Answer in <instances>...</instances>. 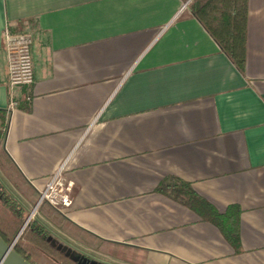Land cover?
<instances>
[{
	"label": "crops",
	"instance_id": "0c3cea01",
	"mask_svg": "<svg viewBox=\"0 0 264 264\" xmlns=\"http://www.w3.org/2000/svg\"><path fill=\"white\" fill-rule=\"evenodd\" d=\"M193 1L0 0L4 147L39 192L64 168L75 185L64 215L116 245L115 256L91 250L100 258L264 264V0H248L242 70ZM6 30L32 36L35 73L10 113ZM171 175L220 213L239 207L238 246L157 191ZM4 180L25 199L0 170L29 212Z\"/></svg>",
	"mask_w": 264,
	"mask_h": 264
},
{
	"label": "trees",
	"instance_id": "16d2710c",
	"mask_svg": "<svg viewBox=\"0 0 264 264\" xmlns=\"http://www.w3.org/2000/svg\"><path fill=\"white\" fill-rule=\"evenodd\" d=\"M190 8L221 49L242 70L247 56L248 0H194ZM8 120L7 111L0 109V170L25 199L36 206L40 192L26 179L4 147ZM157 191L184 204L203 220L214 223L231 243L238 246L237 205H231L225 213H220L209 200L197 193L191 183L174 175L161 181ZM38 214L76 242L106 255L117 254L115 243L103 240L74 224L47 202L38 206ZM28 216L29 212L0 186V237L12 244ZM14 248L35 264L48 258L54 259L57 264H82L54 245L49 230L36 218L29 221Z\"/></svg>",
	"mask_w": 264,
	"mask_h": 264
},
{
	"label": "built area",
	"instance_id": "2783aa9c",
	"mask_svg": "<svg viewBox=\"0 0 264 264\" xmlns=\"http://www.w3.org/2000/svg\"><path fill=\"white\" fill-rule=\"evenodd\" d=\"M4 35L8 56L9 86L11 88L8 108L10 113L20 104L15 95V88L20 86L30 87L35 81L32 57L33 38L28 33L12 34L9 30H6ZM26 100L31 101L32 96L30 94L27 95ZM74 186V182L66 179L64 168L61 167L40 191V200L37 206L43 202H47L65 214L73 205L74 199L72 193Z\"/></svg>",
	"mask_w": 264,
	"mask_h": 264
},
{
	"label": "rangeland",
	"instance_id": "374dc122",
	"mask_svg": "<svg viewBox=\"0 0 264 264\" xmlns=\"http://www.w3.org/2000/svg\"><path fill=\"white\" fill-rule=\"evenodd\" d=\"M3 183L5 187L14 196H17V198H19L22 201V203L28 207V209L30 210L29 212L31 213L35 206H32L24 198H22V196L6 180H4ZM33 218L39 219L40 221L44 223V225H47V228L50 230V233L52 234V237H53L52 239L53 244L56 245L62 252L66 254H74L75 256L77 255L80 257L81 261H85L86 259L87 264H90L92 261L100 262L101 264H119L118 262L110 258H106V257L104 258L102 256L100 258L98 254H95L94 252L91 251L93 249L88 248L76 242L75 240L71 239L70 237L62 233L54 225H52L48 220H45L40 214H38V210L35 211V214L32 217V219ZM40 264H57V262L52 258H48L47 260L41 262Z\"/></svg>",
	"mask_w": 264,
	"mask_h": 264
},
{
	"label": "water",
	"instance_id": "95a60500",
	"mask_svg": "<svg viewBox=\"0 0 264 264\" xmlns=\"http://www.w3.org/2000/svg\"><path fill=\"white\" fill-rule=\"evenodd\" d=\"M38 206L36 205L33 211L26 218L23 228L20 231V234L23 232L29 221L32 219L33 212L37 211ZM20 234L16 237L15 241L12 244H8L0 237V264H35L29 261L27 258L18 253L15 248V242L17 241ZM72 256L75 260L79 261L82 264H87L86 260L81 261L79 256L68 254ZM90 264H95L93 261Z\"/></svg>",
	"mask_w": 264,
	"mask_h": 264
},
{
	"label": "bare ground",
	"instance_id": "6f19581e",
	"mask_svg": "<svg viewBox=\"0 0 264 264\" xmlns=\"http://www.w3.org/2000/svg\"><path fill=\"white\" fill-rule=\"evenodd\" d=\"M34 214H35V212H33V215L32 216H34Z\"/></svg>",
	"mask_w": 264,
	"mask_h": 264
}]
</instances>
